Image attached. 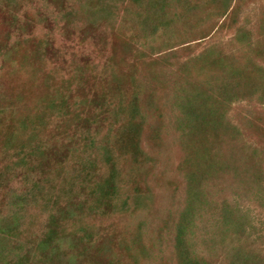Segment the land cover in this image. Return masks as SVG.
Here are the masks:
<instances>
[{"label": "rangeland", "instance_id": "374dc122", "mask_svg": "<svg viewBox=\"0 0 264 264\" xmlns=\"http://www.w3.org/2000/svg\"><path fill=\"white\" fill-rule=\"evenodd\" d=\"M17 262L264 264V0H0Z\"/></svg>", "mask_w": 264, "mask_h": 264}, {"label": "trees", "instance_id": "16d2710c", "mask_svg": "<svg viewBox=\"0 0 264 264\" xmlns=\"http://www.w3.org/2000/svg\"><path fill=\"white\" fill-rule=\"evenodd\" d=\"M31 193H34V192H27V194H30V195H32ZM17 264H18V262H17Z\"/></svg>", "mask_w": 264, "mask_h": 264}]
</instances>
